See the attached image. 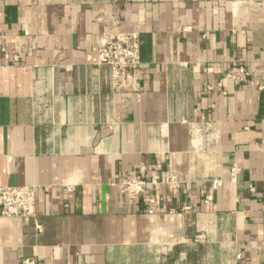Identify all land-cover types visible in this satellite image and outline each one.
I'll return each instance as SVG.
<instances>
[{
  "label": "crops",
  "instance_id": "crops-1",
  "mask_svg": "<svg viewBox=\"0 0 264 264\" xmlns=\"http://www.w3.org/2000/svg\"><path fill=\"white\" fill-rule=\"evenodd\" d=\"M121 33L135 92L97 63ZM4 186L38 191L34 219L0 217V264H264V0H0Z\"/></svg>",
  "mask_w": 264,
  "mask_h": 264
},
{
  "label": "built area",
  "instance_id": "built-area-1",
  "mask_svg": "<svg viewBox=\"0 0 264 264\" xmlns=\"http://www.w3.org/2000/svg\"><path fill=\"white\" fill-rule=\"evenodd\" d=\"M141 41L137 33H121L105 38L98 45L97 63L99 66L109 69V78L111 88L115 93H123L128 89L136 91V82L131 71L141 67L140 59ZM251 72L238 63H233L232 69L226 77L235 79L241 77L243 81L250 76ZM220 86V85H219ZM263 89V87H260ZM206 127H191L192 134H200ZM240 170L233 166L229 172V182L235 183ZM173 182L174 178L170 177ZM157 178L145 181L141 175H135L132 178L122 180L120 184V193L131 198L143 200L146 212L151 214L156 211L160 199L150 196L146 192V186H156ZM220 180L211 182V191L221 187ZM37 187L34 186H4L0 187V217L5 219H34L36 213V195ZM250 192H254L253 187H249ZM264 193V189H263ZM210 196H208V199ZM264 257V243L261 249ZM26 264H33L27 262Z\"/></svg>",
  "mask_w": 264,
  "mask_h": 264
}]
</instances>
